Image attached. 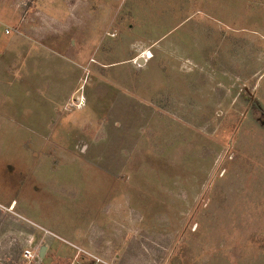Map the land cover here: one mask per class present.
<instances>
[{"label":"rangeland","instance_id":"obj_1","mask_svg":"<svg viewBox=\"0 0 264 264\" xmlns=\"http://www.w3.org/2000/svg\"><path fill=\"white\" fill-rule=\"evenodd\" d=\"M0 25V204L50 233L39 264H264V0H0Z\"/></svg>","mask_w":264,"mask_h":264},{"label":"crops","instance_id":"obj_2","mask_svg":"<svg viewBox=\"0 0 264 264\" xmlns=\"http://www.w3.org/2000/svg\"><path fill=\"white\" fill-rule=\"evenodd\" d=\"M10 208L11 206L7 209L0 204V254L9 253L19 246L34 247L35 243L41 240L39 238L46 242L50 240L49 235L34 228L36 227L34 222L18 216L15 211L11 212ZM35 237L38 238L37 241Z\"/></svg>","mask_w":264,"mask_h":264},{"label":"built area","instance_id":"obj_3","mask_svg":"<svg viewBox=\"0 0 264 264\" xmlns=\"http://www.w3.org/2000/svg\"><path fill=\"white\" fill-rule=\"evenodd\" d=\"M10 30L7 27H3L0 25V37L1 36H8ZM13 206H11L10 211H12ZM45 233H47L45 231ZM50 234V233H49ZM48 234V235H49ZM42 247H33L32 249L27 248L24 249L21 253L20 259H17L16 256L11 257V264H39L42 261L40 256V251ZM95 258V257H94ZM98 262H102L101 260L95 258ZM109 264V263H104Z\"/></svg>","mask_w":264,"mask_h":264},{"label":"water","instance_id":"obj_4","mask_svg":"<svg viewBox=\"0 0 264 264\" xmlns=\"http://www.w3.org/2000/svg\"><path fill=\"white\" fill-rule=\"evenodd\" d=\"M135 63H137V65H143L144 60H143L142 57L138 56V57H136V59H135ZM45 251H46V247H42V248H41V251H40V256H41V258L44 257V252H45Z\"/></svg>","mask_w":264,"mask_h":264}]
</instances>
